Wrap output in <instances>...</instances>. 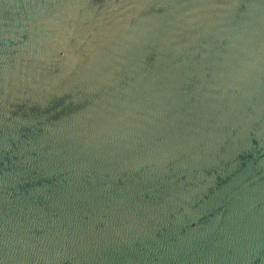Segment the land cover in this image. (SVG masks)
I'll return each instance as SVG.
<instances>
[{
	"label": "water",
	"instance_id": "water-1",
	"mask_svg": "<svg viewBox=\"0 0 264 264\" xmlns=\"http://www.w3.org/2000/svg\"><path fill=\"white\" fill-rule=\"evenodd\" d=\"M0 264H264V0H0Z\"/></svg>",
	"mask_w": 264,
	"mask_h": 264
}]
</instances>
